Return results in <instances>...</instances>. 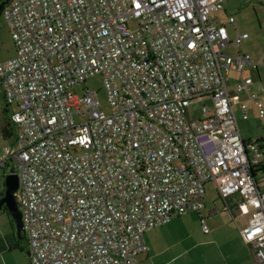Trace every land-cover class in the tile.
<instances>
[{
  "label": "built area",
  "instance_id": "built-area-1",
  "mask_svg": "<svg viewBox=\"0 0 264 264\" xmlns=\"http://www.w3.org/2000/svg\"><path fill=\"white\" fill-rule=\"evenodd\" d=\"M222 10V0L4 1L14 54L0 63V97L14 130L0 166L14 164L29 264H135L146 231L200 213L207 182L264 264V138L243 139L235 114L247 118L244 91L264 117V83L241 76L229 88L224 71L257 63L223 52L247 34L229 40L236 24ZM95 74L108 114L90 88L67 91Z\"/></svg>",
  "mask_w": 264,
  "mask_h": 264
},
{
  "label": "rangeland",
  "instance_id": "rangeland-1",
  "mask_svg": "<svg viewBox=\"0 0 264 264\" xmlns=\"http://www.w3.org/2000/svg\"><path fill=\"white\" fill-rule=\"evenodd\" d=\"M223 10L218 13L219 20L222 22L225 16L231 15L236 27L231 24H226V30L229 40H234L236 37V30L241 33H246L247 38L243 39L238 46L229 44L225 46L223 52L236 56L238 54H248L250 59L254 61L252 53H264V0H222ZM224 13L226 15H224ZM250 52V53H249ZM14 53L13 40L9 34L8 28L0 16V63L10 58ZM255 62V61H254ZM250 69V70H248ZM250 71V72H249ZM249 72V73H248ZM225 78L228 81L227 84H232L234 80H239L240 73L234 70L224 71ZM245 77H250L255 85L260 84L255 69L246 67L243 72ZM264 82V81H263ZM90 88L93 90L99 101V109L108 114L111 112V107L108 102L107 93L104 88L103 78L99 74L89 76L82 84H74L68 87L67 91L72 95L80 96L84 88ZM209 103H207L208 105ZM201 102L194 101L189 106V112L187 116L192 115L193 118L199 116V108ZM3 103L0 101V108H3ZM2 109H0L1 112ZM12 109L9 110V112ZM257 111V110H256ZM255 110L248 115L249 119L242 120L240 118V111L235 110L238 118V126L243 134L245 130L251 129L254 134L264 136V117L259 118ZM9 113L7 114V116ZM7 119V118H6ZM9 119V117H8ZM83 120V115L79 116L77 121ZM0 124L2 120L0 119ZM13 133V126L10 127ZM10 129V130H11ZM9 137L2 138L0 136V158L3 154V148L6 146H12ZM14 167L13 162L8 161L5 166H0V190L4 191V177L9 173V169ZM3 183V185H2ZM204 204L205 207L201 210V217L205 218L210 233H204L199 218L195 213H189L182 216H174L172 220L163 228L157 229L159 231V241L154 245L153 250L148 252V257L143 254L136 256L139 262L135 264H203V257L216 248L211 242L212 232L211 226L214 223L224 226L221 231L224 232L229 229L227 219L229 214L226 211L217 212L216 215L207 217V211L216 207L221 210L223 207V201L219 198L218 193L212 182H207L204 186ZM235 199H228V203L233 206ZM230 219V218H229ZM238 225L241 227L242 218H236ZM244 223V222H243ZM232 227H234L232 225ZM232 229V228H230ZM155 230H151L146 234L150 237H155ZM225 233V232H224ZM18 241L25 246L26 241L18 239L16 235L15 227L10 230L8 226V217L3 209H0V264H19L22 259H25V251L16 246L17 249L5 250L6 242L12 243V247L15 242ZM191 246H193L190 250ZM15 248V247H13ZM164 250V251H163ZM157 254L156 258L151 257ZM176 256L175 259H171Z\"/></svg>",
  "mask_w": 264,
  "mask_h": 264
},
{
  "label": "crops",
  "instance_id": "crops-1",
  "mask_svg": "<svg viewBox=\"0 0 264 264\" xmlns=\"http://www.w3.org/2000/svg\"><path fill=\"white\" fill-rule=\"evenodd\" d=\"M4 1L5 0H0V4L4 3ZM252 55H253L254 61L257 63V69H255V70H256L257 77L259 79L258 82L259 83H264L263 82L264 81V53H262L261 55H259V53L255 52V53H252ZM248 70H250V69H248ZM241 76L243 78H245L244 74L242 73V75L239 76V79L241 78ZM246 78H250V77H246ZM237 81H239V80H237V79L234 80V82H237ZM233 83L230 84V85L228 84V86H229L230 89H231ZM256 92H257V95L259 96V98L264 103V91L257 90ZM239 97H240L241 100H243V101L246 102L247 111L249 110L253 114V111L254 110L256 111V108H255V106H254V104L252 102L247 101V94H246V92H244V91L241 92L239 94ZM0 101L3 103V100H2L1 97H0ZM3 106H4V103H3ZM0 109H2L1 112H0V119L2 120V124H0V136H2V138H5V137L8 136L9 139H10V142H12L13 141V134H12V129L10 128L11 126L7 124V122H8L7 119H6L7 118V115L4 112V107L3 108H0ZM236 109H238L240 111V118L242 120H246L247 121L249 119L248 112H247V118H243L242 117L241 110L238 107V105H235V110ZM235 114H236V112H235ZM236 119H237V122H239L237 116H236ZM6 124L8 125V128H7L8 129L7 130L8 131V134L7 135L3 133V126H5ZM240 133H241V130H240ZM241 136L245 140H259V139L264 138V136L254 134L251 129L245 130L243 134L241 133ZM2 185H3V183H2ZM3 192H4L3 190L2 191L0 190V197H1V195H2ZM204 207H205V204H204ZM0 209H3L4 212L7 214V217H8V226H9L10 230H12L15 227V224H14V221H13L10 213L7 211V209H6V207L4 205L1 206ZM213 209H216V207H214L212 209H209L207 211V217H211L213 215H216L218 211L219 212L224 211L223 209H221V210H218L216 213L211 214L210 212ZM191 213H195L197 215V217L200 220V223L202 222V220L205 222V218H202L201 217V211H200V213H197V212H191ZM233 213H234L233 214V217L234 218H232L229 215V218L230 219L229 218L227 219V221L229 223L227 225V227L229 229H227V231L224 230L225 233L223 231H221L223 228H225L224 226H221V224L220 225H217V223H214L211 226V229H213L212 232H214V233L211 235V242H209V244H214L216 246V248L213 249L207 255V257H203L202 258L203 259V264H259L257 262L255 256H254V253H253L251 247L247 243H245L243 241V239H242V237L240 235V230H241V228L244 225L243 222H245V221L242 222V226L240 227L238 225L237 221H236V218H238V217L242 218V217L239 216L236 212H233ZM175 216L179 217V215H175ZM180 216H182V215H180ZM172 218H174V216ZM167 224H165V225H167ZM165 225L152 229V230H155V233H154L155 234V237H150L149 235L146 234L147 232H150L151 230L146 231L143 234L144 243H145V246H146L147 249H146V251H144V252H142L140 254H143L144 253V255L148 257V252L151 249L153 250L154 245L159 241V238H158L159 231L157 229L163 228ZM232 225L234 227H232ZM230 228H232V229H230ZM207 232L210 233L209 230ZM207 232H204V233H207ZM12 245H13L12 243L6 242V246H5L6 248H5V250H7V251L9 250L10 251V250L17 249L16 246L19 245V247H21V249L24 250L25 251V254H26L25 259H22V261H20L19 264H29V259H28V254H27V252H28L27 243H25V246H24L22 243L20 244L18 241H16L15 242V245L13 246L15 248H13ZM192 247L193 246H191L187 250H190ZM140 254H138V255H140ZM156 256H157V254H154V256H152L151 258L154 259V258H156ZM175 258H176V256H173L171 259L173 260ZM139 259H138V261H136V263L140 261ZM136 260H137V258H136Z\"/></svg>",
  "mask_w": 264,
  "mask_h": 264
},
{
  "label": "water",
  "instance_id": "water-1",
  "mask_svg": "<svg viewBox=\"0 0 264 264\" xmlns=\"http://www.w3.org/2000/svg\"><path fill=\"white\" fill-rule=\"evenodd\" d=\"M18 188V178L14 173H8L4 177V192L0 197V208L1 206H5L7 211L10 213L16 229V235L18 239H21L24 235L22 222H21V214L18 209L16 199L14 196L15 191ZM28 254V252H27Z\"/></svg>",
  "mask_w": 264,
  "mask_h": 264
},
{
  "label": "trees",
  "instance_id": "trees-1",
  "mask_svg": "<svg viewBox=\"0 0 264 264\" xmlns=\"http://www.w3.org/2000/svg\"><path fill=\"white\" fill-rule=\"evenodd\" d=\"M2 5H3V3L0 4V9H1V6H2ZM224 14H225V13H224ZM225 15H226V14H225ZM7 124H8V122H7ZM7 124H6L5 126H3V133L6 134V135L8 134V131H7L8 129H7V128H8V125H9V124H8V125H7ZM2 195H3V193H2ZM2 195H1V196H2Z\"/></svg>",
  "mask_w": 264,
  "mask_h": 264
},
{
  "label": "flooded vegetation",
  "instance_id": "flooded-vegetation-1",
  "mask_svg": "<svg viewBox=\"0 0 264 264\" xmlns=\"http://www.w3.org/2000/svg\"><path fill=\"white\" fill-rule=\"evenodd\" d=\"M21 239H23V240H25L26 241V239H25V237L23 236Z\"/></svg>",
  "mask_w": 264,
  "mask_h": 264
}]
</instances>
